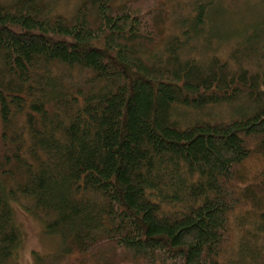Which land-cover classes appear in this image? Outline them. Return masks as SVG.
Returning <instances> with one entry per match:
<instances>
[{
  "label": "trees",
  "instance_id": "obj_1",
  "mask_svg": "<svg viewBox=\"0 0 264 264\" xmlns=\"http://www.w3.org/2000/svg\"><path fill=\"white\" fill-rule=\"evenodd\" d=\"M243 1L192 0L168 35L163 0L0 2V264L13 202L60 242L32 264H264V0Z\"/></svg>",
  "mask_w": 264,
  "mask_h": 264
},
{
  "label": "rangeland",
  "instance_id": "obj_2",
  "mask_svg": "<svg viewBox=\"0 0 264 264\" xmlns=\"http://www.w3.org/2000/svg\"><path fill=\"white\" fill-rule=\"evenodd\" d=\"M5 1L8 0H0V2ZM258 1L259 0H252L253 3L250 2L249 6L254 8L253 4L256 5ZM45 2H48L50 5L48 7V13H60L67 16L73 11L78 0H45ZM163 2L166 3L169 12V19L165 25L164 35L178 34L179 29L176 25V22L178 21L177 17L179 19L181 16L188 14L192 0H163ZM223 6L228 10H231L233 12L231 15H234V13L237 14V12L239 13L242 11L246 5L243 0H224ZM223 18H225V16ZM229 48L230 46L228 45L223 47L220 49L219 54L222 57H225ZM175 113L179 122L197 117L196 113L191 110L176 108ZM206 114L210 115L209 117L212 119H215V117L218 119L226 116V108H208ZM182 123L185 124V122ZM245 170L247 176L253 178L258 175L260 171L264 170V162L260 158L253 159L246 164ZM11 206L14 222L21 233V244L17 249V257L20 264H32V255L34 252L39 254H54L59 250L60 242L58 238L46 234L41 222L30 215L29 212L25 211L22 203L13 202ZM248 220L247 228L251 229L250 224H253L254 218L249 217ZM239 238L240 233L235 231L231 245V255L235 254V251L238 248Z\"/></svg>",
  "mask_w": 264,
  "mask_h": 264
}]
</instances>
